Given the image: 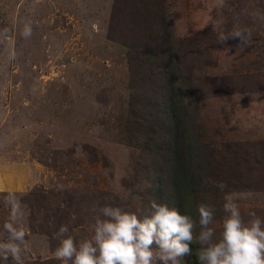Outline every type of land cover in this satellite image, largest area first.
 <instances>
[{
	"label": "rangeland",
	"instance_id": "obj_1",
	"mask_svg": "<svg viewBox=\"0 0 264 264\" xmlns=\"http://www.w3.org/2000/svg\"><path fill=\"white\" fill-rule=\"evenodd\" d=\"M148 1L0 0V240L13 194L30 247L23 264H62L54 256L59 239L50 234L58 241L50 244L45 233L58 228L53 214L65 206L79 243L94 234L96 201L140 219L152 200L167 202L169 193L156 191L162 171L143 149L147 139L128 126L137 95L123 44ZM164 2L189 135L204 146L201 164L215 151L211 184L187 195L184 207L198 233V206L212 205L218 239L227 193L240 197L246 220L251 212L264 218V0ZM237 31L250 36L248 45L239 46ZM199 247L182 264H199Z\"/></svg>",
	"mask_w": 264,
	"mask_h": 264
},
{
	"label": "clouds",
	"instance_id": "obj_2",
	"mask_svg": "<svg viewBox=\"0 0 264 264\" xmlns=\"http://www.w3.org/2000/svg\"><path fill=\"white\" fill-rule=\"evenodd\" d=\"M30 33L31 29L26 28L24 34ZM233 38H239V46L250 43V36L240 31ZM217 186L222 191L227 187L224 182ZM238 199L233 193L225 194L226 215L218 239H214L216 231L210 227L215 212L210 204L198 206V233L196 221L166 201L152 200L150 215L143 220L135 212L104 206L98 209L90 239L77 243L69 226L61 225L56 233L60 242L54 256L62 264H156L157 261L182 264L185 256L193 255L192 245L198 244L195 255L199 264H264V218L251 212L246 220L236 202ZM4 202L11 212L3 225L7 236L0 240V261L23 264V256L30 247L21 226L22 205L13 194L6 196Z\"/></svg>",
	"mask_w": 264,
	"mask_h": 264
},
{
	"label": "trees",
	"instance_id": "obj_3",
	"mask_svg": "<svg viewBox=\"0 0 264 264\" xmlns=\"http://www.w3.org/2000/svg\"><path fill=\"white\" fill-rule=\"evenodd\" d=\"M164 1L149 0L148 4L142 7L143 12L139 21L135 22L137 23L135 33L130 31L129 40L123 44L128 49L132 87L137 95L133 100L132 119L128 126L133 133L142 134L147 139L143 149L162 171V177L157 181V185L161 188H157L156 191H167L169 193L166 196L167 202L169 204L173 202L181 214H186L184 207L186 196H193L200 190L204 191L206 188H201L200 184L203 186L211 184L209 175L210 167L215 162V151L210 148V153L206 157L208 163L201 164L203 161L201 150L204 146L195 142L189 135L192 115L189 113L190 106L184 101L185 92L183 94L179 92L175 84L176 80L171 74L174 66L171 65L174 57V41L169 34L167 22H164L166 15ZM117 11L118 7L114 13ZM131 14L128 20L132 19ZM163 154L167 155L166 159H163ZM168 167L169 170H165ZM197 169L202 172L198 178H196ZM204 174L208 177H203ZM34 195V192H30L27 196ZM28 199L26 198L25 201L28 202ZM65 207L66 210L69 209ZM93 207L99 209L104 207V204L96 201ZM66 210H57L53 214L58 228L45 233L49 237L50 244L58 243L50 234L56 235L61 225H67L69 218ZM89 217L96 218L92 213ZM43 262L34 261L30 264H44Z\"/></svg>",
	"mask_w": 264,
	"mask_h": 264
}]
</instances>
